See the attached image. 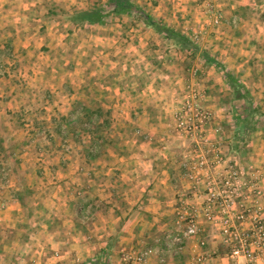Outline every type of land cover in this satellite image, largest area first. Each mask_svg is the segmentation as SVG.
Here are the masks:
<instances>
[{"label": "crops", "instance_id": "obj_1", "mask_svg": "<svg viewBox=\"0 0 264 264\" xmlns=\"http://www.w3.org/2000/svg\"><path fill=\"white\" fill-rule=\"evenodd\" d=\"M91 1L0 0V48L7 46L22 51L25 62L34 70L24 78L0 79V142L7 146L10 138L7 132L17 139L16 135L22 134V130L33 131L34 137L41 129L53 133L55 129L65 128L58 123L54 126L53 122L56 117L69 115L79 102L96 103L94 106L128 121L124 124L131 125L130 129L137 135H126L124 144L125 150L133 154H127L128 157L121 154L113 168L121 180L120 204L113 202L116 194L107 191L103 193L108 197L104 214L98 213V204L87 207L92 222H102L97 229L101 233L97 239L101 240L102 232H110L113 225L140 228L150 221L151 227L157 230L166 215H173L174 222L186 180L180 166L181 154L170 148L178 142L177 147L184 146L185 142L176 136L175 127L168 122L178 100L173 86L183 81L180 69L187 55L181 50L172 54L169 49L174 45L169 44V40L131 15L112 13L102 24L79 25L70 21L68 16L75 12L108 3V0ZM209 1H216L222 10L230 4L226 0H134L159 22L187 36L189 32L205 28ZM239 5L243 3L240 1ZM35 54L41 55V60L35 58ZM158 61L165 70L162 73L156 65ZM54 71L56 75L52 74ZM18 82L21 84L15 85ZM211 87H214L213 82ZM216 101V96L211 94L204 105L216 109ZM219 113L215 111L214 123L224 125ZM188 145L190 149L191 139ZM11 191H19V188ZM10 201L0 206V263L17 254L16 247L20 243L26 248L43 237L54 236L57 240V235L66 232L80 237V233L73 230L74 219L64 215L70 204L51 202L54 204L49 205L39 200L29 209L30 206L19 201ZM42 207L48 214L45 225L39 223L40 216L34 213ZM78 208L83 209L81 205ZM135 213L137 218L133 219ZM113 214L118 215V219L115 220ZM60 237L66 238V235ZM139 237L138 242L149 241L146 233L144 237L140 233ZM38 251L45 256L43 264H60L58 262L65 258L63 254L56 258L45 248L35 250Z\"/></svg>", "mask_w": 264, "mask_h": 264}, {"label": "rangeland", "instance_id": "obj_2", "mask_svg": "<svg viewBox=\"0 0 264 264\" xmlns=\"http://www.w3.org/2000/svg\"><path fill=\"white\" fill-rule=\"evenodd\" d=\"M96 1L101 2V0ZM227 1L230 4L223 7V10L217 7L216 1L208 3L215 5L214 12L222 15L221 23H212L213 13L208 12L207 4L208 18L205 28L202 29L203 32L200 31L201 39H196L197 41L194 39L193 33L196 31L189 32L188 37L198 45L199 49L196 52L182 50L180 46L169 40V44L174 45L169 49L172 54L175 50H181L187 55L180 69L183 70V81L173 86L178 100L168 122L173 128L175 127L176 136L184 141L185 145L177 147L178 142L170 149L181 154L180 157L189 149L190 138L180 135L175 123V113L183 95L189 91L201 93V102L208 108L204 102L212 94L217 98V108L212 110L220 112L221 121L226 128L223 138L238 147V153L231 154L238 158L244 168L254 165L264 169V0ZM240 1L243 3L242 6L239 5ZM88 2L92 1L88 0ZM161 37L164 38L162 35ZM166 46L165 44L164 47ZM24 55L22 51H14L7 46L1 47L0 79L14 80L17 77L24 78L33 74L34 70L30 69L31 65H27ZM206 55L213 63L206 60ZM40 56L35 54L34 57ZM159 61L156 65L162 73L165 70ZM39 71L43 72V69ZM225 71L234 74L240 88L229 82ZM52 74L57 73L54 71ZM209 78H212L211 81ZM212 82L214 87L210 88ZM20 84L21 82H18L15 85ZM237 90H240L241 94L248 92L251 100L238 97ZM108 102L106 100V105ZM91 104L79 102L69 115L56 117L54 126L58 123L65 128L55 129L53 133L41 129L34 137L33 131L27 133L22 130L24 134L18 132L17 139L15 135H9L7 132L6 134L10 136L7 146L0 142V206L11 202V199L26 204L27 207L30 206L29 209L34 206L32 203H38L39 200L47 204L51 202L56 205L70 204L68 212L64 215L74 219L73 223L71 222L73 230L80 233V237L71 236L67 232L61 233L57 235V240L54 236L53 239L49 236L43 237L36 244L31 243L26 248L20 243L16 247L17 254L0 264H43L45 256L40 255V251L35 252L41 248L50 250L56 258L59 254H63L65 258L58 262L60 264H120L123 252L137 251L146 247L153 248L150 264H189V249L170 245L166 237L173 230V215L170 217L166 215L165 222L157 226V230L151 227L150 221L144 224L145 227H140L142 230L137 225L123 227L118 223V227L113 225L110 232H102L104 234L101 240L97 239L101 234L97 229L101 227L102 222L95 220L93 223L92 216L89 218L90 211L87 207L90 204H98V213L104 214L108 206L106 203L108 197L103 193L107 191H113L116 194L113 202L120 204L121 180L113 168L116 167L117 159L120 160L123 154L129 156L133 154L126 151L124 137L126 135L135 137L137 133L134 129H130L131 125L124 124L128 121L117 114L112 115L110 111L105 112L103 107L94 106L96 103ZM253 110L258 112L251 115ZM238 115H241V123L235 120ZM244 118L248 119L246 125L243 124ZM92 143H95L93 150L95 157L88 158L86 149ZM129 149L132 150L133 147ZM182 170L184 173L183 168ZM12 188H19V191H11ZM80 205L83 211L78 215ZM172 207L174 208L175 205ZM44 208H38L34 213L40 216L39 223L45 225L48 214L44 213ZM136 216L137 213L134 214L133 219L137 218ZM113 217L115 220L118 219L116 214H113ZM53 218L50 219L52 222H54ZM71 229L67 228L69 231ZM140 233L142 237L146 233L149 241L138 242L137 237L140 238ZM60 235H66V238H61ZM208 245L213 247L216 244L210 241Z\"/></svg>", "mask_w": 264, "mask_h": 264}, {"label": "built area", "instance_id": "obj_3", "mask_svg": "<svg viewBox=\"0 0 264 264\" xmlns=\"http://www.w3.org/2000/svg\"><path fill=\"white\" fill-rule=\"evenodd\" d=\"M213 8L207 5L212 23L219 24L222 15ZM193 34L201 39V32ZM215 119L201 93L183 95L176 129L193 145L179 158L186 186L168 243L187 247L189 264H240V257L244 264H264V169L243 167L231 154V141L223 138L225 126ZM210 241L216 245L209 247ZM152 254V247L123 252L120 264H150Z\"/></svg>", "mask_w": 264, "mask_h": 264}, {"label": "trees", "instance_id": "obj_4", "mask_svg": "<svg viewBox=\"0 0 264 264\" xmlns=\"http://www.w3.org/2000/svg\"><path fill=\"white\" fill-rule=\"evenodd\" d=\"M110 9V10H108ZM112 13L118 14H127L134 17H137L139 20L144 22L147 26L152 27L158 34L162 35L167 40H172L176 45L180 46L182 50L185 51H194L196 52L199 48L196 43H194L187 35L176 31L175 29L162 24L156 18L152 17L148 12H146L142 7H139L134 0H108L106 6H96L90 10H83L71 14L69 17L70 21L75 24L83 25L84 23L90 24H102L105 22L106 17H109ZM206 60L210 63H213L209 56H205ZM225 76L231 84L240 88V84L237 82L233 73L225 71ZM238 97L243 98L244 100L250 101L251 97L248 92L241 94L240 90H237ZM258 110L251 111V115L257 113ZM241 115L236 116L235 120L238 123H241ZM248 122L247 118H244L243 124L246 125ZM107 123V122H106ZM101 138H98V140ZM95 143H92L86 149V156L95 157L94 150ZM231 153H238V147L231 144ZM83 209H80L78 215H81Z\"/></svg>", "mask_w": 264, "mask_h": 264}, {"label": "clouds", "instance_id": "obj_5", "mask_svg": "<svg viewBox=\"0 0 264 264\" xmlns=\"http://www.w3.org/2000/svg\"><path fill=\"white\" fill-rule=\"evenodd\" d=\"M235 259V258H233ZM240 264H244V258L243 257H240Z\"/></svg>", "mask_w": 264, "mask_h": 264}]
</instances>
